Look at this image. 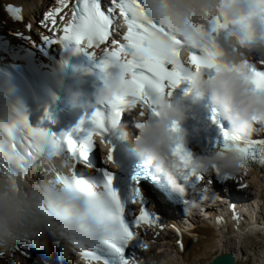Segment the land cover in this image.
Listing matches in <instances>:
<instances>
[{
  "label": "clouds",
  "instance_id": "9594fccd",
  "mask_svg": "<svg viewBox=\"0 0 264 264\" xmlns=\"http://www.w3.org/2000/svg\"><path fill=\"white\" fill-rule=\"evenodd\" d=\"M143 6L151 21L183 41L182 59L186 65L189 64V48L206 43L194 38L189 26H204L222 53L221 70L209 79L205 69L197 70L193 66L190 87L199 99L206 98L219 110L231 125L232 135L251 139L256 125L264 124V94L258 93L250 83L245 65L264 64V18L252 16L245 24L229 22L218 32L212 29L216 17L233 21L253 11L254 0H143ZM124 62L122 58L108 67L106 83L95 89V105H112L118 95H124V81L131 78L123 67ZM80 95L78 88H65V98L73 106L82 103L78 99ZM85 106L93 105L90 102ZM154 107L159 112L158 119L137 118L144 127L137 129L135 149L148 167L163 176L169 189L188 203L184 199L185 185L177 175V168H183L184 164L174 155V149L178 144L187 143L189 133L181 128L179 131L171 129L174 124L186 122L193 107L187 103L174 104L166 91L158 95ZM95 138L107 149L112 147L99 134ZM74 162L72 155L65 153L29 163L26 174L10 169L0 172V249H11L27 240L42 245L56 238L69 244H73L75 238L91 247L111 235L115 225L90 211L92 194L103 192L99 179L85 177L83 191L75 185L70 189L62 182H55L57 174L72 175ZM109 163L114 169L117 167ZM244 165L238 152L218 150L210 154H191L189 162L190 168L203 175L213 173L215 166L222 173L237 176L250 171V166ZM31 175H37L38 180L25 179ZM66 209L71 213L67 214Z\"/></svg>",
  "mask_w": 264,
  "mask_h": 264
},
{
  "label": "snow or ice",
  "instance_id": "6c2138e0",
  "mask_svg": "<svg viewBox=\"0 0 264 264\" xmlns=\"http://www.w3.org/2000/svg\"><path fill=\"white\" fill-rule=\"evenodd\" d=\"M254 5V10L241 16L239 20L228 21L216 17L212 31L218 32L227 27L229 22L245 24L252 16L264 18V0H254ZM66 8H69V0H59V7L49 11L44 18L46 28L53 32L62 31V35L55 39L45 35L42 40L50 43L64 41L74 45L76 51H85L91 57L97 58L98 67L104 73L114 62L124 59L123 67L131 78L124 81V95H118L111 105L118 117L126 118L129 111L136 109H139L140 117L147 116L149 120L159 117V112L154 107V95L158 96L166 91L170 96L172 90L181 83L190 82L193 66L197 70L203 68L215 73L221 70L219 57L222 53L203 25L189 26L193 37L203 39L206 43L189 48V64L186 65L182 59L185 46L183 41L148 18L143 0H108L107 7L104 0H71V18L64 23L62 29H57V17L64 20L65 16L60 14ZM117 10L118 17L122 18L123 25H126L120 39L114 38L120 32ZM7 12L15 20L22 19L19 7L8 5ZM245 67L250 74V83L258 93L264 94V64H246ZM91 122L94 130L89 133L79 129L83 134L82 139H74L68 133L57 135L45 128L32 127L27 117L23 116L12 128L0 129V164L13 172L26 174L29 163L41 157L51 159L56 155L70 153L76 164H84L88 168L95 167L98 173L102 171L103 192L92 194L90 211L100 214L115 227L111 230V235L91 246L92 250L75 238L73 244L81 249L82 256L89 261L111 264V259L117 258L119 264H134L125 251V245L128 241L136 242L139 236L137 229L141 225L158 226L161 229L164 227L161 216L148 207L151 201L144 191L145 185L151 184L164 201H167V188L154 170L138 171L132 177L133 184L128 197L122 198L121 193L113 186L111 170L102 163H95L99 158L100 149L94 142V137L99 134L105 143L111 144L105 137L107 114L97 110L91 117ZM135 126L139 129L143 128L144 124L135 120ZM171 130L179 131V126L174 124ZM216 150L222 153L236 151L243 157L244 166L255 164L264 167V138L245 139L224 132ZM113 152V147L108 149V162H115ZM174 155L184 164L183 168L178 167L177 170L187 171L197 182L204 180L203 174L189 167L191 153L186 151L182 144L176 146ZM82 174V170L74 166L71 176L57 174L55 182H62L70 189L75 185L83 191L82 186L86 182ZM213 174L217 181L225 183L235 178L230 173L220 172L215 166ZM261 175L264 176V173ZM137 202L141 205L138 214L133 207ZM65 212L70 214L71 210L66 209ZM141 247L147 248V244L143 242ZM181 247L183 248L182 242Z\"/></svg>",
  "mask_w": 264,
  "mask_h": 264
},
{
  "label": "bare ground",
  "instance_id": "6f19581e",
  "mask_svg": "<svg viewBox=\"0 0 264 264\" xmlns=\"http://www.w3.org/2000/svg\"><path fill=\"white\" fill-rule=\"evenodd\" d=\"M25 1L28 2L29 0H25ZM8 5H12L15 7L17 5L19 7H22L24 10V16H26V14L29 15L32 10L31 6H28L26 3L20 0L19 1L0 0V17H3V12H6ZM37 94L40 95V97L39 95H36L40 99V101L46 104H47V98L49 97L51 98L50 93L47 90H42V94H40V92L37 91ZM43 94H46L47 97L43 96ZM51 100H52L51 102L53 105L57 104L56 101H54L52 98ZM92 105H93L92 107H95L94 103H92ZM100 106L101 107H99L100 109L98 110L103 111V106L102 105ZM102 113H105V112H102ZM62 119H64V117H62ZM114 135L116 137H119L120 133H116V131L114 130ZM132 150L136 151L135 152L136 154H139V152L135 149V147ZM139 161H140V164L143 163V160H139ZM87 169L91 170L92 168L87 167ZM0 172H3V170L0 169ZM35 176L37 177V175ZM239 178L243 179L244 177L240 175ZM28 179H30V177H28ZM186 189L188 188L186 187ZM211 199H214V197H212ZM217 199L220 200L219 203L217 204L208 205L207 203H204L203 201V206L201 207V210H197L195 212V214H197L199 219H196L195 214H191L192 211L194 210H189L187 212H184L183 214L184 218L181 221V223L183 224V227L181 226V229L186 230L188 228L193 227L197 223L202 224L203 227H197L195 230L190 232L192 233L190 237H191V240L193 241V244H191L188 247L186 243L187 246L184 245L183 250L181 251L177 250L181 246V238L178 237L177 241L179 245L174 246V248L171 251L169 250V254H168V256L170 257L169 259L173 258L174 260L176 259V262H182L185 264H205L208 260H212L213 257H215L218 254L231 253L235 260V264H241V259L243 258V255L241 254L242 247L238 245H234L235 247L231 248L229 246V243H231L232 239H235V238L237 239L238 236H239L238 241H241L242 239H244L246 235L247 237H250L251 239L250 242L253 241L254 237L255 239H259L260 235L256 234L257 233L256 230L260 229L264 233V229H263L264 221L262 222L257 221L256 223L250 222V224L246 225L244 217H246L247 212L250 210L249 205L251 203V201L248 199L242 200L241 198H237L235 196L231 197L228 194H226V196L221 197V199L217 197ZM216 211L222 212V214L224 213L223 219L220 218L219 220H215L216 216H213V213ZM234 212L236 214H234L233 216ZM218 215L219 214H217V216ZM177 218L178 217L173 216V212H171V216H166V219L169 223L175 224L174 228H176V226L178 225L179 219ZM252 220L253 219H251V221ZM234 222H239L238 223L239 226L234 225L235 224ZM204 224H206V227H204ZM210 226L217 227L216 232L214 233V236L210 230ZM160 232L161 233L163 232V234L166 235V233L169 232V230L166 227H164L162 231L159 230V233ZM178 232H180L179 229H178ZM224 234H228L227 235L228 237L227 238L223 237ZM146 235L149 241L152 242L151 235L149 233H146ZM179 235L180 234H178L177 236ZM251 236H254V237H251ZM160 243L162 244V245L160 244L161 245L160 249L162 248V252H167L166 250L168 249V246H170V244H168L169 241L162 240V242ZM35 249L36 250L40 249V247L38 246L34 248V250ZM25 251L26 253H28L27 247L25 248ZM53 252H54V248L50 245V247L44 250V255L38 256L36 253H32V255H33L34 261L37 264H41L43 258L47 260L45 264H54L49 258V253H53ZM60 252L62 256L68 253L67 250L63 249V246L59 248L57 253H60ZM151 254L153 256H157L156 252H151ZM14 255L17 256V253ZM176 256L178 258H176ZM55 260L57 263L60 262V259L58 258H56ZM28 264H33V263L29 261Z\"/></svg>",
  "mask_w": 264,
  "mask_h": 264
},
{
  "label": "rangeland",
  "instance_id": "374dc122",
  "mask_svg": "<svg viewBox=\"0 0 264 264\" xmlns=\"http://www.w3.org/2000/svg\"><path fill=\"white\" fill-rule=\"evenodd\" d=\"M15 1H19V0H15ZM20 1H23L24 3H26L28 6H31L32 7V10L30 12L31 13H36L39 8H40V5L41 3L44 1V0H29L28 2H26L25 0H20ZM29 14V15H30ZM161 237H166V236H161ZM168 240H169V243L170 246H168V249L166 250L167 252H162V248L160 249L161 247V243H159V258L157 260V263L158 264H185V263H182V262H176V259L174 260L173 258L172 259H169L170 257L168 256L169 254V250L171 251L174 246H176V241H175V238L173 237H168ZM162 242V240H160ZM161 244V245H160ZM155 245V244H153ZM187 245L188 247L191 245V242L189 241V243L187 242ZM186 245V246H187ZM234 245H238L240 247H242V252L241 254L243 255V258L241 259V264H260L259 263V256H261V250L263 249L261 246L259 245H262L264 246V243H252V241L250 242V238H247V240L244 242L243 245L240 244V241H238V238L237 239H232L231 243H229V246L232 248V247H235ZM166 249V247H165ZM178 250V249H177ZM183 250V248L181 249ZM180 250V251H181ZM246 256V257H244ZM176 258H178L176 256Z\"/></svg>",
  "mask_w": 264,
  "mask_h": 264
},
{
  "label": "water",
  "instance_id": "95a60500",
  "mask_svg": "<svg viewBox=\"0 0 264 264\" xmlns=\"http://www.w3.org/2000/svg\"><path fill=\"white\" fill-rule=\"evenodd\" d=\"M205 264H235V260L231 253L218 254L212 260H208Z\"/></svg>",
  "mask_w": 264,
  "mask_h": 264
}]
</instances>
